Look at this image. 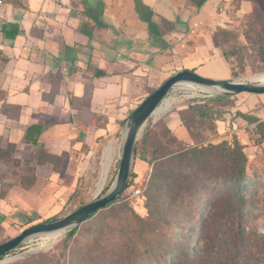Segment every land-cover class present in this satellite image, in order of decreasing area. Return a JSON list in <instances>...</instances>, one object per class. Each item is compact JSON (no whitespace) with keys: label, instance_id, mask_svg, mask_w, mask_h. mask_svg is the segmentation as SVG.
Returning a JSON list of instances; mask_svg holds the SVG:
<instances>
[{"label":"rangeland","instance_id":"obj_1","mask_svg":"<svg viewBox=\"0 0 264 264\" xmlns=\"http://www.w3.org/2000/svg\"><path fill=\"white\" fill-rule=\"evenodd\" d=\"M87 1L122 24L133 5ZM147 1L165 40L175 36L178 47L161 48L150 39L169 59L141 94L193 66L198 74L233 82L254 83L264 73V0ZM204 90L178 84L169 91L166 98L173 102L147 119L130 176L113 203L80 223L72 236L70 229L50 241L34 236L0 264H264V94H228L207 109L198 104L181 111L188 133L167 131L172 110L192 99L224 96ZM198 109L223 115L195 117ZM96 125L54 128L38 144L0 152V198L9 220L6 229L0 227V243L105 193L121 148L98 191L102 151L122 142L125 124L106 135ZM241 172L243 178H236Z\"/></svg>","mask_w":264,"mask_h":264},{"label":"crops","instance_id":"obj_2","mask_svg":"<svg viewBox=\"0 0 264 264\" xmlns=\"http://www.w3.org/2000/svg\"><path fill=\"white\" fill-rule=\"evenodd\" d=\"M141 2L150 8L149 1ZM92 7L87 0H3L0 151L10 144L14 149L21 143L35 145L22 141L25 129L34 123L43 125L36 144L54 128L60 131L71 125L97 123L103 135L111 134L147 96L141 94L143 87L159 75L169 58L157 53L156 43L150 44L147 22L139 17L136 3L128 4L125 24ZM165 36H161L165 48L177 49L175 36L169 41ZM184 108L167 115L175 133H188L179 114ZM58 141L63 143L64 138ZM5 209L0 198L4 229L9 221Z\"/></svg>","mask_w":264,"mask_h":264},{"label":"water","instance_id":"obj_3","mask_svg":"<svg viewBox=\"0 0 264 264\" xmlns=\"http://www.w3.org/2000/svg\"><path fill=\"white\" fill-rule=\"evenodd\" d=\"M191 83L195 86L215 87L219 89L216 94H237L248 92L252 94H264V82H233L227 79H214L202 76L192 70H178L168 76L161 85L148 94L144 100L129 114L123 131V140L119 167L113 183L105 193L96 199L76 208L62 218L51 222L38 223L22 230L12 239L0 243V258L16 249L25 240L34 236L62 230L63 232L84 222L90 216L105 206L113 203L124 189L130 176L135 156V144L141 135L143 127L149 117L155 114L159 106L164 102L167 94L178 84Z\"/></svg>","mask_w":264,"mask_h":264},{"label":"trees","instance_id":"obj_4","mask_svg":"<svg viewBox=\"0 0 264 264\" xmlns=\"http://www.w3.org/2000/svg\"><path fill=\"white\" fill-rule=\"evenodd\" d=\"M202 2L203 1H199L197 3V6H200L202 4ZM143 8H145L148 11V13L146 15L143 14V12H142ZM136 9H137V12L139 13L140 17L147 22L148 30H149V33H150L151 37L155 41H159L158 45L161 48L167 47L166 42H164L161 39L162 33H161V31H160L157 23L155 21H153L152 18H151L152 13H153L152 10L148 6L143 5V3L141 2V0H136ZM227 96L228 95L218 96L216 98L206 97V98H203L202 100H196V101L192 99L189 102V104L186 106V108H184V109H182V110L179 111L181 120H183V122L185 123L186 122V119H187L186 117H184L182 115V112L181 111H184V110H193L198 104L201 105V107H203L204 109H207L206 106L207 105H212V103L216 99L224 98V97H227ZM197 107H199V106H197ZM195 113H196L195 114V117H202V118H208V119H210V118L217 119V116L223 115V112H221V111H219L218 114H216V113H211V112L209 113L207 111L199 110V109ZM165 126H166V130L167 131L172 132L171 128L167 124L166 118H165ZM42 129H43V125L41 123H34V124L29 125L25 129V131H24V134H23V137H22V141L24 143H27V144H36L38 142V138H39L40 133L42 132ZM148 131L149 130H147L145 133H147ZM13 147H14V145L13 144H10L9 147L6 150H2L0 152L1 153H5L7 150H11ZM136 149L137 148H136V144H135V155H136ZM29 159H31V158H29ZM236 178L242 179L243 178V172L239 173ZM109 205H107V206H109ZM107 206H105V207H107ZM104 208H102V209H104ZM102 209H100V210H102ZM94 215L90 216L89 218L93 217ZM88 219H86V220H88ZM78 227H79V225H77V226L73 227L72 229H70L68 231V233H67V236H72L75 233V231L77 230Z\"/></svg>","mask_w":264,"mask_h":264},{"label":"bare ground","instance_id":"obj_5","mask_svg":"<svg viewBox=\"0 0 264 264\" xmlns=\"http://www.w3.org/2000/svg\"><path fill=\"white\" fill-rule=\"evenodd\" d=\"M254 79L257 82H264V73L257 74L254 77ZM185 85H188V86H190V87H192L194 89H196V88L201 89V90L206 89V90H204L206 92H213V93L219 92V89H217L215 87L195 86V85H193L191 83H188V84H185ZM195 92H197V91L195 90ZM172 102H173V99L166 98L164 100L163 104L161 106H159V108L156 110L155 114H159V113L165 111L172 104ZM122 140H123V135H122ZM108 143H109V141H108ZM121 144H122V142H120L118 144H114V143L111 142L108 145L106 144V146L103 148L101 161H100L101 172H100V176H99L98 191H100L105 186L106 181L108 180L107 177H108V173L110 171V167L112 165V162L114 161V158L117 156V154L120 151ZM62 233H63L62 230H58V231H54V232H50V233L44 234V235H42L41 238L50 241V240L57 239L56 237L59 236Z\"/></svg>","mask_w":264,"mask_h":264},{"label":"built area","instance_id":"obj_6","mask_svg":"<svg viewBox=\"0 0 264 264\" xmlns=\"http://www.w3.org/2000/svg\"><path fill=\"white\" fill-rule=\"evenodd\" d=\"M3 4V0H0V8L2 7Z\"/></svg>","mask_w":264,"mask_h":264}]
</instances>
